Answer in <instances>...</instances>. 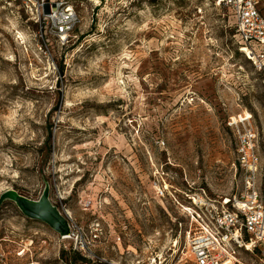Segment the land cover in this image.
Listing matches in <instances>:
<instances>
[{
  "label": "rangeland",
  "instance_id": "374dc122",
  "mask_svg": "<svg viewBox=\"0 0 264 264\" xmlns=\"http://www.w3.org/2000/svg\"><path fill=\"white\" fill-rule=\"evenodd\" d=\"M67 1L79 23L62 46L40 34L33 7L0 0V264H27L17 257L27 246L40 264L68 261L59 235L10 191L34 201L47 192L78 220L89 217L84 204L106 201V216L129 223L137 256L151 258L186 227L184 192H240L229 122L246 114L264 180V72L239 51L225 7Z\"/></svg>",
  "mask_w": 264,
  "mask_h": 264
},
{
  "label": "built area",
  "instance_id": "2783aa9c",
  "mask_svg": "<svg viewBox=\"0 0 264 264\" xmlns=\"http://www.w3.org/2000/svg\"><path fill=\"white\" fill-rule=\"evenodd\" d=\"M216 1L234 18L239 51L264 72V0ZM23 3L26 9L34 8L40 34L44 29L62 46L79 23L73 4L67 0ZM229 126L236 135L237 164L243 178L237 195L221 200L210 198L204 189L184 192V202L176 203L186 227L179 224L172 242L147 259L137 256L130 245L129 223L121 216L116 219L104 214L106 201L84 204L83 211L89 216L86 220L59 210L69 227L68 235H59L68 258L63 264H264V180L257 133L251 118L232 120ZM158 196L165 197L164 193ZM156 242L151 237L144 246L152 250ZM24 255H29L27 264H40L29 246L17 252L18 258Z\"/></svg>",
  "mask_w": 264,
  "mask_h": 264
},
{
  "label": "water",
  "instance_id": "95a60500",
  "mask_svg": "<svg viewBox=\"0 0 264 264\" xmlns=\"http://www.w3.org/2000/svg\"><path fill=\"white\" fill-rule=\"evenodd\" d=\"M8 196L18 205L26 217L46 223L58 235H68L67 220L56 207L50 205L47 192L37 201L23 197L15 191H10Z\"/></svg>",
  "mask_w": 264,
  "mask_h": 264
},
{
  "label": "bare ground",
  "instance_id": "6f19581e",
  "mask_svg": "<svg viewBox=\"0 0 264 264\" xmlns=\"http://www.w3.org/2000/svg\"><path fill=\"white\" fill-rule=\"evenodd\" d=\"M240 119H242L243 117H239ZM246 118H250V116L248 114H246ZM163 192L161 191L160 192V195L162 194Z\"/></svg>",
  "mask_w": 264,
  "mask_h": 264
},
{
  "label": "trees",
  "instance_id": "16d2710c",
  "mask_svg": "<svg viewBox=\"0 0 264 264\" xmlns=\"http://www.w3.org/2000/svg\"><path fill=\"white\" fill-rule=\"evenodd\" d=\"M50 136H51V132L49 133V139H50Z\"/></svg>",
  "mask_w": 264,
  "mask_h": 264
}]
</instances>
